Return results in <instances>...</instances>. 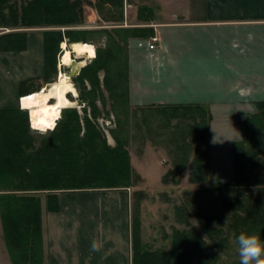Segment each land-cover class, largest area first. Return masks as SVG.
Here are the masks:
<instances>
[{"label": "trees", "instance_id": "16d2710c", "mask_svg": "<svg viewBox=\"0 0 264 264\" xmlns=\"http://www.w3.org/2000/svg\"><path fill=\"white\" fill-rule=\"evenodd\" d=\"M104 3L117 15V18L123 16L121 10L123 0H104ZM145 11L153 10L148 6L141 7L140 17ZM44 12H60L62 17L57 19L58 23L75 25L84 21L83 0H34L30 5H20L18 1L10 5L7 0H0V27L18 28L23 24L25 26L40 24L36 21L28 23L27 18L29 19L31 13L40 16ZM46 22L53 20L48 19ZM112 33L110 38L114 45L97 49V55L92 63L82 67L80 73L74 77L76 81L83 80L84 75L90 72V66L95 63L105 67L118 63L119 59H124V56L115 50V47L117 49L120 47L121 42L119 44ZM128 33L129 38H152L155 30L148 25L132 27ZM71 34V32L66 33L68 36ZM66 35L57 33L52 39H48L45 35L44 75L42 78L22 81L19 85L20 96L26 98L51 82L52 71L55 69L57 71L55 55L59 52L60 44L65 41ZM70 41L78 42L71 37ZM26 48L27 33L24 30H12L0 35V51H23ZM109 75L105 87L114 93L112 97L114 102H111L110 109L115 110L116 102L120 100L124 102L122 87L126 78L127 82L129 81L128 72L125 73L124 61L121 69L112 70ZM90 81L93 86L98 84L95 78ZM257 108L256 113L240 118L242 138L233 145L234 181L210 183L207 187H201L194 192H186L191 196L189 200L191 204L185 202L178 207L179 221L188 223L191 214L195 215L218 251H224L228 246V239L224 235L225 225L235 230L236 237L244 232L256 234L264 241V101L258 102ZM70 110L74 109L70 107L61 109L60 117L52 128L56 127L37 147L32 146L33 140L28 134L30 131L28 112L0 110V179L2 178L0 184L7 181L5 175L9 173L16 174L21 183L20 188L7 189L6 193H0L3 235L13 264H41L44 260L42 201L39 195L29 194V191H47V210L58 211L60 203L57 191L59 190L134 185L129 181L132 170L125 149L129 144V137L126 134L127 125L118 121V130L112 131L117 146L111 148L100 129L90 120H86L82 137L80 136L82 125L78 116L62 120L64 114ZM130 110L134 114L139 112L145 117L152 118L156 115L157 118H164L163 121L168 125L178 129L172 133V147L168 148L171 167L162 178L165 184L178 185L181 182V175L188 169H190V182L195 184L209 182L212 116L206 106L132 107L130 105ZM188 118L193 123L185 126ZM175 119L178 122L174 124ZM6 129H10L14 134L13 140L5 136ZM154 145L159 144L154 143ZM26 146L32 147V152L27 154L28 156L23 155L26 154L24 148ZM192 152L194 157L191 160ZM9 165L10 170H7ZM120 171L124 175H120ZM14 191L26 192L18 194ZM237 213L241 216L236 215ZM234 215L235 218L229 221ZM140 231V219L133 215V264H213V259L205 254L208 240L194 227L189 231L174 228L173 248L165 252L144 249Z\"/></svg>", "mask_w": 264, "mask_h": 264}, {"label": "crops", "instance_id": "0c3cea01", "mask_svg": "<svg viewBox=\"0 0 264 264\" xmlns=\"http://www.w3.org/2000/svg\"><path fill=\"white\" fill-rule=\"evenodd\" d=\"M138 3L153 10L151 17L156 23L149 26L155 28L158 40L154 49L150 38H135L128 45L131 104L206 106L212 116L208 183H232L233 145L242 138L240 118L256 113L257 103L264 101V0ZM42 31L28 29L23 51H0V110H28L29 96L20 100L19 85L44 75ZM154 149L146 148L141 161L148 160ZM152 163L158 165L155 156ZM166 172L158 173V182L150 186L146 182L141 186L59 190L58 211L47 210V200L42 201L41 264H133L134 197L145 193L162 208L169 200L161 195L189 192L181 184H165L162 178ZM146 199L139 200L142 245L151 251L169 250L172 231L179 226L160 212L158 224H152ZM160 222L168 234L163 242L155 234ZM0 264H13L1 217Z\"/></svg>", "mask_w": 264, "mask_h": 264}, {"label": "rangeland", "instance_id": "374dc122", "mask_svg": "<svg viewBox=\"0 0 264 264\" xmlns=\"http://www.w3.org/2000/svg\"><path fill=\"white\" fill-rule=\"evenodd\" d=\"M7 1L9 2L10 5H14L16 1H18L20 5H24V4L30 5L33 3L34 0H7ZM143 6L146 7L147 5H140L138 3V0H123V6L121 7L123 16L121 18H117V15L110 11L107 4L104 3V0H83L84 21L75 25L58 23L57 19L62 17L60 12L58 13L44 12L40 16L35 14L32 15L31 13L29 19L27 18L28 23H32L36 21L39 22L40 24L30 25V26L27 25L25 26V24H23V26L21 25L18 28L0 27V35L5 32L8 33L12 30H24L26 33H28V29L38 28L43 30L42 32L44 34V38L46 35L48 39H52L54 37V34L57 33H62L66 35V33L71 32L72 34L69 36L71 37L72 40L86 41L88 43H92L95 46L96 50L104 49L106 47L114 45L111 42V38H110V33L113 32L112 33L113 38L115 37L116 41H118L119 44L121 42V44L119 45L120 47L118 49L115 47V50L116 52L121 53L122 56H124V59L121 60L119 59L118 63L115 62L113 64H110V66L107 65L105 67L98 65V63H95L92 66H90V72L87 73V75H84L85 78H83V80L80 79L76 81L75 80L76 78H74L72 75L75 72H77L79 68H81L82 65L79 64V62L85 60L86 61L85 64L90 65L95 58H90V59L86 57L83 58L77 56L76 53H73V59H75L76 65L61 67L60 56L63 51L62 43H61L60 50L55 55V60L57 61L56 63L57 71L56 69L55 71L54 70L52 71V80L51 82L45 84L44 87L47 86L50 88L51 85H53L58 80L61 70H63L66 74L67 73L71 74L72 76L71 80L74 83L76 89L78 90V95L74 96L73 93H69V98L72 101H74V104L70 106V108L74 110H70L66 112L62 120L66 118L68 119V117L78 116L80 123L82 125V132L80 133L81 137L85 132V128H86L85 124H86V120L88 119L98 129H100L102 136L106 140L108 146L113 148L117 146V141L112 131L115 129L118 130V121H121L123 125H127L128 132L126 134L129 137V144L125 146V149L128 152V159L131 164L130 168L132 170V173L130 172L132 175H130L131 179H129V181L130 183H133L134 186L135 185L141 186L146 182H148L146 184L150 186V184L158 182V176H157L158 173L160 175L162 171H167L171 167V157L169 155L168 148L169 146L172 147L171 146L172 145L171 139L173 136L172 133H174L175 129L178 130L175 126L173 125L170 126L165 121H163L164 118L161 117L157 118L156 115L155 117L152 118L147 116L145 117L142 116L139 112H137V114H134V112L130 110V105L132 107H136V106L132 105L129 100L130 87H129V81L127 82V78L125 79L124 86L122 87V90H124L123 91L124 98H122V100H124V102L122 103L120 100V102L118 101L119 102L118 103L115 100L117 108L115 110L110 109L111 102L112 101L114 102V100H112V97H114V93L105 87L106 80L108 79V76H110L109 75L110 72L112 70L121 69V65L124 61L125 73L128 72V77H129L128 45L132 39H135L128 37L129 29H131L132 27L148 26L149 24L156 23L155 21H151L152 12L150 11L143 12V15L140 17L139 9ZM24 15H26V12ZM48 19H52L53 22H46ZM69 36L66 35L64 37H65V41L66 42L68 41L67 43L70 46V44L73 42L70 41ZM85 64L83 67L86 66ZM93 78L98 80V84H95L94 86L90 81ZM81 92L82 95L80 96ZM104 101L106 104L104 103ZM27 112L29 116V110ZM177 122L178 120L175 119L173 123L175 124ZM188 123L185 126H189L193 122L188 118ZM46 129L47 128H45L44 130ZM4 131H5L4 133L5 136L13 140L14 134L10 131V129H6ZM50 132L51 130L49 129H47V131L33 130L30 126V131L29 133L28 132L27 133L31 136L33 140L32 142L33 145L32 143L31 145L37 147L43 143L44 139L46 138V136L50 134ZM154 143H158L159 145H154ZM167 145L168 147H166ZM151 147L155 149L151 152V154L147 155L148 160L141 161L140 157L142 156V154H144L146 148H151ZM24 148L26 149L25 150L26 154L23 155H27L32 152L31 146H26ZM153 155L155 156V160H157L158 165L152 163V159L154 157ZM193 157H194V152H192L191 154L190 157L191 160L193 159ZM209 158H210V149H209ZM116 164L118 165L119 162ZM8 167L9 169L7 170H10V165ZM189 174H190V169H188L181 175V182L179 183V185L181 184V187L188 188L187 190L189 192H194L196 191L195 189H199L204 186L207 187L209 185L208 182L204 184H197V183L193 184L189 180ZM120 175H124V173L120 171ZM17 178L18 176L16 174L9 173V175H5V180L7 181L2 182L3 184L2 183L0 184V193L2 192L6 193L8 191L7 189L11 190V189L20 188L21 183ZM190 184H193V186ZM25 192L26 191H19L17 193L25 194ZM29 194H35V195L37 194L40 196L41 201L45 202L47 191L35 190V191H29ZM156 195L157 193H154L153 196L155 197ZM134 198L136 199L133 207L134 217L136 216L139 217L140 225L142 224L140 201L147 198L146 200L148 202L146 208L150 212V219L152 224L154 223L158 224V222L156 221L158 220V213L160 212L162 213V215H166L167 219H169L170 222H173L174 224L176 222L179 228H181L180 229L181 231H189L191 227H194L197 229L198 233L202 237L208 240V246L205 249V254L211 257V259H213L212 261L213 264H233L234 262L240 263V257L238 254V245L236 242V235H235L236 233L234 229L232 228L230 229L226 225L224 226L225 229L224 235L228 239V246L224 251H218L216 247L210 242L207 234L200 226V223L198 222V219L196 218L195 215L191 214L189 218L190 222L188 223L186 222L182 223L179 221L180 211L178 207L183 205L185 202H189V200H191V196H188L186 192L183 193L180 192L177 195L172 194L171 196H168L166 194L161 195L160 198H163L164 200H169V202H167L165 206H162V208L159 207L158 205L159 203L155 204L151 202V200L149 199L151 197H149L145 193L140 194L138 196L136 195ZM159 209L161 210L159 211ZM236 215H240V213H237ZM236 215H234L229 221L234 219ZM165 227L161 222L159 223L158 227L157 226L155 227L156 229L155 234L156 237H158L157 240H159L160 242H163L166 236L168 235L165 233V229H163ZM173 236H174V230L172 231L171 249L173 248ZM140 237H141V231H140ZM160 245L164 246L162 244ZM163 249L164 247L157 250L163 252L171 250V249L169 250H163Z\"/></svg>", "mask_w": 264, "mask_h": 264}, {"label": "bare ground", "instance_id": "6f19581e", "mask_svg": "<svg viewBox=\"0 0 264 264\" xmlns=\"http://www.w3.org/2000/svg\"><path fill=\"white\" fill-rule=\"evenodd\" d=\"M67 42H62L61 67L70 66L75 62L73 53H76L79 57H86L88 59L95 58L97 55L96 48L92 43L78 41L71 43L69 46ZM85 63V60L79 62L81 65ZM69 93L77 96L78 90L72 82L70 75L61 70L58 80L50 88L46 86L40 91L29 95L26 103L27 109L30 111L33 125H38L35 127L36 129L44 131L45 128L50 129L54 126L55 121L60 117L61 109L74 104V101L69 98ZM41 121L43 123H40ZM49 124L52 126L49 127Z\"/></svg>", "mask_w": 264, "mask_h": 264}, {"label": "clouds", "instance_id": "9594fccd", "mask_svg": "<svg viewBox=\"0 0 264 264\" xmlns=\"http://www.w3.org/2000/svg\"><path fill=\"white\" fill-rule=\"evenodd\" d=\"M236 242L240 264H264V241L258 235L241 232Z\"/></svg>", "mask_w": 264, "mask_h": 264}, {"label": "built area", "instance_id": "2783aa9c", "mask_svg": "<svg viewBox=\"0 0 264 264\" xmlns=\"http://www.w3.org/2000/svg\"><path fill=\"white\" fill-rule=\"evenodd\" d=\"M157 40H158L157 37H153V38H151V43H150V48H151V49H154V48L156 47V42H157ZM22 98H23V97H22ZM22 98H21V99H22ZM31 127H32L33 129H35V130H38V129H36L35 127H33L32 119H31Z\"/></svg>", "mask_w": 264, "mask_h": 264}, {"label": "water", "instance_id": "95a60500", "mask_svg": "<svg viewBox=\"0 0 264 264\" xmlns=\"http://www.w3.org/2000/svg\"><path fill=\"white\" fill-rule=\"evenodd\" d=\"M72 65H76V61H75ZM82 67H83V66H81V68H82ZM81 68H79L78 71L75 72L72 76L75 77L76 75H78V74L80 73ZM69 75H70V77H72L71 74H69Z\"/></svg>", "mask_w": 264, "mask_h": 264}, {"label": "snow or ice", "instance_id": "6c2138e0", "mask_svg": "<svg viewBox=\"0 0 264 264\" xmlns=\"http://www.w3.org/2000/svg\"><path fill=\"white\" fill-rule=\"evenodd\" d=\"M89 51H91V50H89ZM29 99H31V98H29ZM40 123H43V121H41ZM37 126H38V125H36V124L33 125V127H37ZM48 126L51 127L52 125L49 124Z\"/></svg>", "mask_w": 264, "mask_h": 264}]
</instances>
